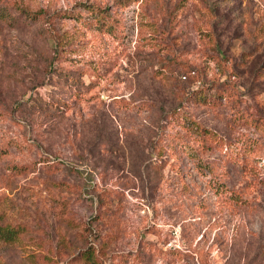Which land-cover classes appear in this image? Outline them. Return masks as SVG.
<instances>
[{
	"label": "rangeland",
	"instance_id": "obj_1",
	"mask_svg": "<svg viewBox=\"0 0 264 264\" xmlns=\"http://www.w3.org/2000/svg\"><path fill=\"white\" fill-rule=\"evenodd\" d=\"M0 224V264H264V0H0Z\"/></svg>",
	"mask_w": 264,
	"mask_h": 264
},
{
	"label": "trees",
	"instance_id": "obj_2",
	"mask_svg": "<svg viewBox=\"0 0 264 264\" xmlns=\"http://www.w3.org/2000/svg\"><path fill=\"white\" fill-rule=\"evenodd\" d=\"M39 13V12H36ZM206 86L202 85L200 86L199 90L195 92V90L191 91L190 94H186V98L190 101L199 102V103H205V101H208L209 96H211L210 93L207 92V90L204 88ZM183 93H188L185 90H182ZM183 108V107H182ZM179 107H173L169 114L174 115L178 113L179 111H183L185 115H188L185 111V108ZM196 127L200 129L201 133L204 135H207L208 137H211L212 139H215L218 143H220V146L222 147L223 144L225 145H231L230 139L224 137L223 135L219 134L217 131L213 130L211 127L203 126L199 124L198 122L195 123ZM164 147V148H163ZM167 147V146H166ZM165 150V145L162 146L157 152L158 158H162L163 152ZM245 152L242 153L243 162L240 164L243 167H248V169L251 168V166H247L249 164L250 160L253 158H259V154L249 152L247 149H243ZM232 160L237 163L238 157L235 155H231ZM233 196H237L235 192H231ZM24 230V228L19 227L17 225L10 226L7 224H0V240L3 243L12 242L13 240H16L19 236V234ZM85 251L84 255L82 253ZM81 254L82 259L87 264H104L103 260L95 253V246H89L84 250Z\"/></svg>",
	"mask_w": 264,
	"mask_h": 264
}]
</instances>
